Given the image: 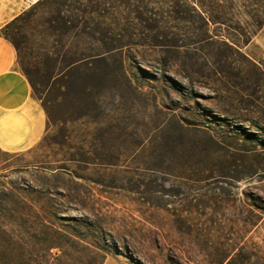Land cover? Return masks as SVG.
Here are the masks:
<instances>
[{
  "label": "rangeland",
  "instance_id": "obj_1",
  "mask_svg": "<svg viewBox=\"0 0 264 264\" xmlns=\"http://www.w3.org/2000/svg\"><path fill=\"white\" fill-rule=\"evenodd\" d=\"M192 2L53 0L0 28L19 70L95 119L48 163L0 151L10 181L34 164L73 174L65 212L102 234L88 264L99 246L101 264H264V24L239 55L222 42L253 20L207 23Z\"/></svg>",
  "mask_w": 264,
  "mask_h": 264
},
{
  "label": "trees",
  "instance_id": "obj_2",
  "mask_svg": "<svg viewBox=\"0 0 264 264\" xmlns=\"http://www.w3.org/2000/svg\"><path fill=\"white\" fill-rule=\"evenodd\" d=\"M88 1V0H87ZM117 1V0H116ZM135 1V0H131ZM193 12L211 24H223L227 17L253 20V30L244 31L238 27L235 36H229L223 45L241 55L239 46L246 45L251 35L263 26L264 0H192ZM211 1V2H210ZM53 0H36L26 11L21 12L9 24H17L29 11ZM236 6L240 11L233 13ZM253 10L250 11V7ZM57 15L58 11L56 12ZM242 23V22H241ZM21 63L19 47L5 35ZM233 37V38H232ZM240 39H243L240 41ZM32 88L42 87L35 84L25 68L20 70ZM251 136V135H247ZM253 137V136H251ZM17 173H30L31 180H7L0 176V264H88V238L92 237L103 244L100 227L84 216H74L65 212L67 204H75L68 191L76 186L71 172L54 164H34L29 169H15ZM92 257L93 263L101 264L105 256L104 248ZM55 254L50 255L49 251Z\"/></svg>",
  "mask_w": 264,
  "mask_h": 264
},
{
  "label": "crops",
  "instance_id": "obj_3",
  "mask_svg": "<svg viewBox=\"0 0 264 264\" xmlns=\"http://www.w3.org/2000/svg\"><path fill=\"white\" fill-rule=\"evenodd\" d=\"M14 0H0V28L12 21ZM95 119L82 104L63 106L47 88H32L16 65L14 49L0 35V151L28 152L41 163L58 158L66 141L92 134Z\"/></svg>",
  "mask_w": 264,
  "mask_h": 264
}]
</instances>
